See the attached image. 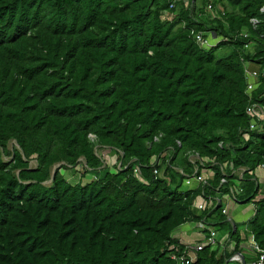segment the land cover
<instances>
[{
	"label": "trees",
	"instance_id": "16d2710c",
	"mask_svg": "<svg viewBox=\"0 0 264 264\" xmlns=\"http://www.w3.org/2000/svg\"><path fill=\"white\" fill-rule=\"evenodd\" d=\"M263 6L0 0V264H176L173 230L200 220L228 241L205 245L195 264H232L249 234L264 249V130L248 131L245 112L264 100ZM192 30L225 39L204 48ZM248 61L260 72L250 96ZM191 152L211 175L182 189ZM75 166L70 183L62 171ZM236 181L237 200L254 206L240 224L222 212ZM202 190L220 202L197 209Z\"/></svg>",
	"mask_w": 264,
	"mask_h": 264
},
{
	"label": "built area",
	"instance_id": "2783aa9c",
	"mask_svg": "<svg viewBox=\"0 0 264 264\" xmlns=\"http://www.w3.org/2000/svg\"><path fill=\"white\" fill-rule=\"evenodd\" d=\"M208 8L211 9V5L208 4ZM264 11V6L261 9ZM251 23L255 27L257 25L258 20L255 18L250 19ZM244 37H247V33H241ZM191 35L194 38V41L204 48H209L211 46L216 45L219 41L224 40V37L216 36L213 32H208L205 36L201 31H191ZM245 47H248V43L244 44ZM245 75L247 79L246 84V93L248 96L251 95V92L255 89L258 85V77L260 75L259 67L255 65V63L248 61L245 63ZM246 114L249 116V123H248V131H262L264 127L262 125L264 121V100L261 101H253L250 102L245 109ZM219 145L221 146L222 143L220 142ZM189 160L193 163V171L190 174H185L182 169H178L184 176L183 184L186 186L192 187L193 184H208V179L210 177L209 173V166L207 159L201 157L197 152H191L189 154ZM211 164H214V161H211ZM207 165V166H206ZM231 167V173L237 174L238 179L242 178L243 172L245 168H233ZM260 167L264 168L263 165ZM201 169V170H200ZM220 169L222 171V177L220 179V185L222 183L227 182L226 173L223 170V166L220 165ZM134 171L137 173L138 168H135ZM154 174L158 173L157 169L153 170ZM242 188L238 181L229 185L228 187V194L227 196L235 203H240L236 196L239 192H241ZM213 202V206H216L220 202V198L218 197H209L204 194L202 190L199 197L196 199L194 203V207L200 210H204L209 207ZM223 213H227V209L223 206L222 208ZM198 227L201 231H208L207 234L204 236V239L201 242L194 243L193 245H184L183 250L179 251V253H171V258L176 261V264H195L197 260V251L201 250L205 245H210L211 247H216L217 244H225L228 241V238L221 237L219 233L206 221L200 220L198 222ZM240 233L244 236V230L241 228ZM250 241V246L254 250L256 254V259L253 264H264V249L261 248L256 241L254 240L253 234H249L248 237ZM223 248V247H222ZM229 261L239 262L241 261L240 255L238 253H234L230 258Z\"/></svg>",
	"mask_w": 264,
	"mask_h": 264
},
{
	"label": "crops",
	"instance_id": "0c3cea01",
	"mask_svg": "<svg viewBox=\"0 0 264 264\" xmlns=\"http://www.w3.org/2000/svg\"><path fill=\"white\" fill-rule=\"evenodd\" d=\"M257 170V176L261 175L264 177V168L259 167ZM261 173H258V172ZM225 197V196H224ZM229 199V198H228ZM230 200V199H229ZM232 201V200H231ZM234 202L232 201L231 204ZM224 206V205H223ZM227 209L228 219H232L235 223L240 224L245 222L250 216L254 213V206L253 203H235L233 206H224ZM198 222L188 221L182 224L181 226L177 227L173 233L172 237L175 238L180 244L183 245H193L194 243L201 242L205 236V232L201 231L198 227ZM225 237V236H223ZM228 250L231 249V244L227 246ZM244 259L246 258L247 264H253L256 255L254 250L250 246V241L248 238L242 241V249L240 252Z\"/></svg>",
	"mask_w": 264,
	"mask_h": 264
},
{
	"label": "rangeland",
	"instance_id": "374dc122",
	"mask_svg": "<svg viewBox=\"0 0 264 264\" xmlns=\"http://www.w3.org/2000/svg\"><path fill=\"white\" fill-rule=\"evenodd\" d=\"M11 145H12V143L10 144V148H11ZM96 152L102 158V160L105 162V164L114 163L116 160V157H117L116 154L113 153L110 148H104V147L103 148H97ZM31 165H35V161H32ZM56 167H58V165ZM80 167L81 166H75V168L71 167V168H68L66 170H63L62 173L64 174V177L66 178V180L69 181L70 183L77 182L80 178V171H79ZM258 173H261V172L259 171ZM84 180H86V177H84ZM258 181L260 182V184L262 186H264V177L262 176V174L258 175ZM181 188L187 189V188H189V186L182 184ZM228 198H229L228 196L223 197L222 198V204L224 206L227 205V206L231 207L235 204V202L233 204H231L232 201L230 198H229L230 200ZM233 262H235V261H233ZM233 262H232V264H235Z\"/></svg>",
	"mask_w": 264,
	"mask_h": 264
},
{
	"label": "water",
	"instance_id": "95a60500",
	"mask_svg": "<svg viewBox=\"0 0 264 264\" xmlns=\"http://www.w3.org/2000/svg\"><path fill=\"white\" fill-rule=\"evenodd\" d=\"M55 169V168H54ZM54 173H55V170H53V172H52V178H53V176H54ZM233 228H235V225L233 224ZM239 255H240V259H241V261H240V264H247L246 262H245V259H244V257H243V255L240 253V252H237Z\"/></svg>",
	"mask_w": 264,
	"mask_h": 264
}]
</instances>
